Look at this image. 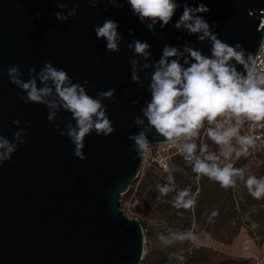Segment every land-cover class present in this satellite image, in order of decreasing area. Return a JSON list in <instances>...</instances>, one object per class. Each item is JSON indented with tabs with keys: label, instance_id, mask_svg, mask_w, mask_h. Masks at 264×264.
<instances>
[{
	"label": "water",
	"instance_id": "95a60500",
	"mask_svg": "<svg viewBox=\"0 0 264 264\" xmlns=\"http://www.w3.org/2000/svg\"><path fill=\"white\" fill-rule=\"evenodd\" d=\"M203 2L210 11L202 15L216 23L220 38L230 44L240 41L254 57L262 34L259 17L264 15V0ZM58 3L76 7L77 15L57 20V11L67 14L68 10L59 9ZM180 12L182 8L174 20ZM106 18L118 21L123 34L118 53H108L106 41L97 39L93 30ZM129 29L134 31L130 34ZM133 37L151 44L157 59L166 43L179 46L188 40L205 53L209 49L171 24L149 32L127 3L116 8L102 0L92 8L87 0H0V68L5 70L0 73V134L13 140L16 119L27 131V143L19 144L11 160L0 167V264H138L141 260V225L119 209L120 196L137 178L141 165V157L133 159L134 142L128 136L140 131L134 118L142 115L140 109L149 98L148 80L143 86L131 80L133 52L127 44ZM46 61L65 68L73 82L87 80L94 97L98 91L116 89V102L103 100L116 130L110 136L95 132L87 136L85 160L73 154L65 129L71 114L57 113L65 131L61 135L47 119L49 109L26 103L21 99L25 93L10 83L8 68L18 64L27 80L28 68L34 65L39 72ZM140 75L143 79L144 73ZM38 86H42L39 81ZM134 100L139 102L133 104ZM148 138L152 143L163 141L154 130Z\"/></svg>",
	"mask_w": 264,
	"mask_h": 264
},
{
	"label": "clouds",
	"instance_id": "9594fccd",
	"mask_svg": "<svg viewBox=\"0 0 264 264\" xmlns=\"http://www.w3.org/2000/svg\"><path fill=\"white\" fill-rule=\"evenodd\" d=\"M87 2L95 8L102 0ZM106 2L116 8H123L127 3L131 13L153 34L157 25L163 30L171 24L176 30L195 36L197 43L209 46L208 53H205L203 48L188 40L179 46L166 43L157 59L147 41L133 37L127 44L133 52L129 60L131 80L141 86L145 79L148 80L146 91L149 94L140 109L142 115L134 118V125L140 131L128 136L134 142L136 156L133 159L147 158L152 152L148 133L154 130L155 135L162 137L183 159L198 180L207 179L225 191L246 189L254 200H264V174H258L249 163L264 156V66L257 64L252 52L240 41L230 44L220 38V32L215 30L216 23L210 24L202 15L210 11L203 0H192L191 3L189 0ZM57 7L68 9L67 3H58ZM181 8L179 18L174 20ZM39 15L37 12L36 16ZM76 15V7L68 9L67 14L63 11L55 13L60 21ZM93 30L97 39L106 41L108 53L122 50L120 45L124 37L114 18H106ZM133 31L129 29L130 34ZM176 39L181 40L183 36ZM260 43L264 45V35ZM4 71L0 68V73ZM6 71L10 83L25 93L21 99L26 103L43 104L49 109L47 119L61 135L65 131L60 129L62 118L57 113L63 110L71 114L65 129L74 145L73 154L80 160L87 159L83 151L87 136L93 132L97 136H110L115 132V125L103 103L105 99L116 102L115 88L98 91L94 97L87 90V80L73 82L65 68L57 67L51 61H46L39 72L34 65L30 66L27 80L22 78L24 73L18 64ZM141 72L144 73L143 79ZM38 81L42 86H38ZM138 102L134 100L133 104ZM20 123L19 119L12 121L18 129L13 140L0 134V167L11 160L19 144L27 143L24 139L27 131L20 127ZM25 124L32 126L31 121H25ZM160 166L165 176L163 183L155 186L158 198L173 193L172 207L194 210L199 192H193L190 186L177 187L175 173L178 166L168 162ZM218 214L219 211L213 209L209 215L214 218ZM158 240L165 248L184 243L196 249L202 246L193 226L185 230H169ZM173 259L184 264L183 250L172 252L170 262Z\"/></svg>",
	"mask_w": 264,
	"mask_h": 264
},
{
	"label": "rangeland",
	"instance_id": "374dc122",
	"mask_svg": "<svg viewBox=\"0 0 264 264\" xmlns=\"http://www.w3.org/2000/svg\"><path fill=\"white\" fill-rule=\"evenodd\" d=\"M249 163L258 174H264V156ZM172 164L179 168L175 173L177 187L190 186L193 192H199L194 210L172 207L173 193L158 198L155 186L163 183L165 174L147 162H141L137 178L120 196L122 213L141 223L144 252L138 264H181L175 259L169 260L172 252L180 250H183L184 264H264L261 260L264 255V200H254L246 189L225 191L207 179L198 180L185 164L179 161ZM213 209H217L219 214L210 218ZM192 226L202 241L200 248H193L189 243L172 248L161 246L158 240L161 234ZM241 229L255 244L252 255H234L228 248Z\"/></svg>",
	"mask_w": 264,
	"mask_h": 264
},
{
	"label": "built area",
	"instance_id": "2783aa9c",
	"mask_svg": "<svg viewBox=\"0 0 264 264\" xmlns=\"http://www.w3.org/2000/svg\"><path fill=\"white\" fill-rule=\"evenodd\" d=\"M262 22V35H264V15L263 17H259V24ZM261 39V38H260ZM254 58L257 61L258 65L264 66V45H262L259 42L258 48L254 54ZM171 158V159H169ZM174 161H179L183 164L184 161L183 159L175 154V150L171 148L170 145H168L167 143H165L164 141L162 142H153L152 143V152L149 154V156L147 158H141V162H147V164L154 166L156 169H158L159 171L163 172L162 167L160 166L163 163H172ZM143 243H144V237L142 234V251H141V255L144 252L143 249Z\"/></svg>",
	"mask_w": 264,
	"mask_h": 264
},
{
	"label": "crops",
	"instance_id": "0c3cea01",
	"mask_svg": "<svg viewBox=\"0 0 264 264\" xmlns=\"http://www.w3.org/2000/svg\"><path fill=\"white\" fill-rule=\"evenodd\" d=\"M254 242L252 240H248L247 233L245 230L241 229L234 235L232 238L231 244L228 248L231 249V253L234 255H252L255 251ZM264 261V255L262 259Z\"/></svg>",
	"mask_w": 264,
	"mask_h": 264
},
{
	"label": "trees",
	"instance_id": "16d2710c",
	"mask_svg": "<svg viewBox=\"0 0 264 264\" xmlns=\"http://www.w3.org/2000/svg\"><path fill=\"white\" fill-rule=\"evenodd\" d=\"M140 223V222H139ZM140 225H141V223H140Z\"/></svg>",
	"mask_w": 264,
	"mask_h": 264
}]
</instances>
